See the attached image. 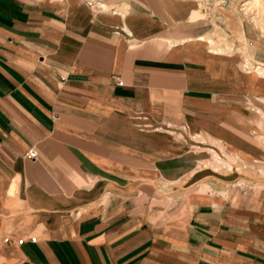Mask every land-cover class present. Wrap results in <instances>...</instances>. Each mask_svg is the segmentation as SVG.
<instances>
[{"label": "crops", "instance_id": "0c3cea01", "mask_svg": "<svg viewBox=\"0 0 264 264\" xmlns=\"http://www.w3.org/2000/svg\"><path fill=\"white\" fill-rule=\"evenodd\" d=\"M197 13L0 0V264H264L263 43Z\"/></svg>", "mask_w": 264, "mask_h": 264}, {"label": "rangeland", "instance_id": "374dc122", "mask_svg": "<svg viewBox=\"0 0 264 264\" xmlns=\"http://www.w3.org/2000/svg\"><path fill=\"white\" fill-rule=\"evenodd\" d=\"M172 1L182 3L184 10L193 5V7L198 10L195 16H198L199 22H210V27L215 29L218 38L221 40L225 39L227 43L230 42L231 53L239 52L237 50L239 47L235 45L239 42L236 40V37H238L237 32L242 30L243 26L247 27L248 32H251L250 34L257 38V42L263 43L264 48V0L259 2V5H250L251 0ZM244 52L245 54L243 55H246L252 64L248 69L246 68L247 70H250L253 65H264V55L262 58L263 60H260V58L256 56V52H251L249 50ZM260 66L263 67L262 65ZM242 184L249 186L244 182H242Z\"/></svg>", "mask_w": 264, "mask_h": 264}, {"label": "bare ground", "instance_id": "6f19581e", "mask_svg": "<svg viewBox=\"0 0 264 264\" xmlns=\"http://www.w3.org/2000/svg\"><path fill=\"white\" fill-rule=\"evenodd\" d=\"M261 1L262 0H251L250 5H257ZM248 8H250V7H248ZM218 52L223 53L224 51H222L220 49ZM251 65L252 64L250 63V60L247 57H244V62H243L244 68L248 69ZM250 71H253V72H255L258 75L264 76V67H261L260 65H253L252 68H250Z\"/></svg>", "mask_w": 264, "mask_h": 264}, {"label": "built area", "instance_id": "2783aa9c", "mask_svg": "<svg viewBox=\"0 0 264 264\" xmlns=\"http://www.w3.org/2000/svg\"><path fill=\"white\" fill-rule=\"evenodd\" d=\"M100 7L102 9H104L106 7V5L102 4L100 5ZM118 85L119 86H123V83L122 82H118ZM28 156L32 159V160H36V158L38 157V152L35 148H31L29 151H28ZM32 243H36L37 242V238H34L31 240Z\"/></svg>", "mask_w": 264, "mask_h": 264}]
</instances>
